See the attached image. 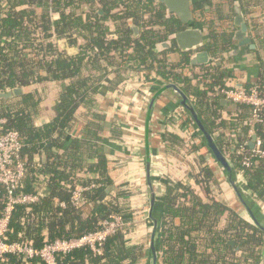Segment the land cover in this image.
Here are the masks:
<instances>
[{"label": "trees", "instance_id": "16d2710c", "mask_svg": "<svg viewBox=\"0 0 264 264\" xmlns=\"http://www.w3.org/2000/svg\"><path fill=\"white\" fill-rule=\"evenodd\" d=\"M214 1L217 0L212 3ZM242 1L245 7L253 4L258 7L261 3V0ZM153 2L155 0H0V93L25 89L17 98L0 99V119L6 121L2 125L3 133L16 131L23 144L21 160L25 163V176L18 192L37 194V176L45 175L49 179L48 192L38 203L15 207L9 226V242H28L34 249L41 250L57 240L77 239L100 231L104 222L117 215L125 226L108 238L100 254L80 249L66 256L60 255L58 261L60 264H139L143 258V246H131L127 240L139 214L131 205L136 188L124 184L122 172L112 168L100 138L106 118L93 111L101 78L83 74L87 64H83L82 56L91 50H96L105 60H110L112 52H120L125 68L145 69V75L140 74L141 79L151 77L156 71L159 78L177 85L191 99L216 145L264 213V159L247 168L243 165L246 155L236 154L230 148L236 139L237 145L249 139L251 129L246 121L251 108L238 104L228 119L221 125L216 124L224 113V106L212 93L215 88L225 86L224 80L231 72L223 70L222 66L205 67L202 74H195L193 80H197V84H194L188 75L182 73L189 63V52L181 51L175 45L176 51L183 56L178 64L156 53L155 44L181 30L182 23L178 19H167L164 9L155 10ZM83 5L89 8L86 20L82 18L83 11L80 12ZM27 6L30 9H25ZM100 7L106 12L104 16H99ZM195 8L201 11L200 5ZM51 9L60 13L59 20L53 21ZM117 9L123 11L122 14L111 17L119 22V38L110 40L109 28L103 23L110 17L108 13ZM129 19L141 29L138 37L128 26ZM201 21L209 25L214 20L207 15L201 17ZM160 27L162 31L157 29ZM253 27L258 36L256 41L264 50V26L253 22ZM76 30L85 32L88 42L81 48L79 57H71L60 52L53 39L54 36L57 39L72 36ZM210 35L208 50L212 56L222 55L231 47L233 32L213 30ZM130 39H133L129 50L132 52L125 55L126 42ZM49 80L69 83L58 98L56 116L49 124L38 127L35 122L41 113L40 99L29 88ZM260 85H264V80ZM78 115L83 117L81 123ZM262 118V122L255 125L254 132L264 149V113ZM78 123L81 126L78 135L69 136ZM112 126L113 130L117 129ZM227 129H237V133L222 132ZM196 137L194 135L193 151L187 150L189 154L200 153L206 148L201 138ZM115 139L125 143L121 133ZM163 141L169 151L187 147L182 135L169 130H165ZM54 149L62 150L63 154L53 152ZM247 149L252 150L251 146ZM41 155H45L46 161L37 166L34 159ZM203 159L198 162L187 160L194 185L187 183L185 178L172 176L165 181V194L160 199L158 264H264L261 254L264 232L250 217L241 216L238 208L233 210L227 203L214 198L212 189L220 184L213 167L217 163L212 156L209 161ZM92 184L95 188L84 193L85 206H74L71 202L74 190ZM219 186L225 190L231 187L229 182ZM202 187L205 197L198 194ZM3 193L0 194V217L4 214ZM59 203L65 207H60ZM229 240L234 241L235 246H231ZM237 254L241 255L239 260ZM0 264L45 263L40 258L25 260L11 255L0 258Z\"/></svg>", "mask_w": 264, "mask_h": 264}, {"label": "crops", "instance_id": "0c3cea01", "mask_svg": "<svg viewBox=\"0 0 264 264\" xmlns=\"http://www.w3.org/2000/svg\"><path fill=\"white\" fill-rule=\"evenodd\" d=\"M208 1L203 0L202 2V0H194L192 3V5H194L195 11H197L195 5H200V7L206 5V13L211 18L210 20H214L213 24L205 26L198 25L205 31L206 45L210 43V33L215 30L218 33L233 32L231 47L225 51V53L222 55L219 54V56L216 57L212 56L209 52L214 60L208 66H192L190 64L191 54L189 53V63L185 65L182 73L184 75H188V77L193 80L196 73L202 74L201 71L204 70L203 68L216 65L222 66L223 70H226L227 72H231L230 75L226 76V80H224L225 86L227 87L236 86L249 88L252 85L254 86L260 84L261 81L264 80V50L259 47V44L256 41L258 36L254 31L253 22L260 23L264 26V0H261V3L258 7L254 4L250 5V7H245L243 1L241 2V0H239L245 13L246 21L249 25V36L252 39V42L256 45V50L254 51L249 50L247 47H240L237 41L234 40L235 34L238 31V28L234 23L236 17L235 0H217L213 3L212 0ZM157 4H159L158 1ZM27 8L30 9L29 6L25 7V9ZM21 9L22 8H20V10ZM88 9L89 8L86 5H83L80 8V12L83 11V20H86L85 18L87 15L86 13H88ZM119 10L120 9L114 10L113 14H117ZM246 10H250V12H246ZM16 11H18V9H16ZM99 13L101 16H104L106 12L100 7ZM197 13L194 14V17L196 18L199 17V14ZM50 16L53 21L59 20L61 17L60 13H54L52 9L50 10ZM103 24L109 28L108 38L110 40H117L119 38V22L110 16L104 21ZM29 25L31 26V23ZM157 29L160 31L163 30L161 27ZM140 34L141 33H139V35ZM87 36L88 35L85 32L76 30L73 32L72 36L68 35V37H62L60 39H57V37L54 36L53 40L56 42L57 48L60 52L71 57H79L81 48L84 47L88 42ZM134 36L138 37L136 35ZM169 38L170 37L163 41H159L155 45L166 43L168 42ZM70 39H72V43ZM132 40L130 39V41L126 42L127 51H125V55H128L132 52V50L129 51ZM49 42L50 41L47 40V43ZM172 49H175V43L171 48L155 50V52L161 54V57L167 58L174 64L182 62L183 56H181V54L177 52L176 49ZM83 57V64H87V69H83V74L86 76L92 74L101 78L100 82L98 83L100 92L95 94L94 100L96 103L93 111L104 115L106 118L104 130L100 137L104 145V151L112 162V168L122 172L124 176V184L128 183L129 187L136 188V193H134V195L131 197V205L138 209L139 214L136 221L134 222L135 227L128 235L127 240L131 246H143V258L140 260L139 264H148L146 258L147 255L150 254L151 243V230H148V224L150 223L148 219L150 195L148 189L149 186L146 164V137L148 126L150 127L149 149L151 152L152 161V178L155 184H160L161 182L163 183L164 187V190L161 194L159 193L161 191L158 190L159 198L161 199V197L164 196L166 188L165 181L169 180L170 176L175 178H185L187 183H189L191 186L194 185V181L190 177L191 166L190 163H188L190 159L188 158L185 148H174L173 151H169L166 143L163 141L165 132L162 130V121L166 119L165 114L170 113L171 111L178 108L181 97L175 92L174 89L168 87L170 84H175L171 81H166L159 78L156 75V71L153 72L151 77H143L145 79H141L140 74L145 75L146 72L144 68H125L122 63L123 56L120 52H112L110 55V60H105L103 57L98 55L96 50L86 52L85 56H82V58ZM138 78H140V81H138ZM144 80L148 85H150L149 92L145 91L144 85L142 86V82ZM193 81L194 84H197V80ZM68 83L69 81L57 82L49 80L43 83H35L30 86L29 91L36 92L40 99L41 113L37 116L35 122L38 127L49 124L56 116V104L58 98L65 90ZM201 83L203 85L204 81L202 80ZM126 84L128 89L125 88ZM128 84H132V90ZM22 90L24 94L25 89L22 88ZM146 96L151 98V102L150 104L148 103L143 107L141 103L143 98ZM17 97L18 96H14L11 99ZM223 101L225 100L221 99V102L224 106L223 114H226L229 118L235 111L234 109L236 108V105L227 101V103H224ZM152 103H154L153 108L151 106ZM141 107H143V110H141ZM77 118H79L78 121L81 123V118L83 117L78 115ZM151 118H153L152 121ZM157 119L159 120L158 125H160L161 128L155 129L154 121ZM79 123L77 127H75V130L69 134V136L76 137L78 135V132L81 129ZM112 125L117 127V129L113 130ZM119 133H121L125 139L128 138L130 140L129 143H132L131 140H133L136 145L127 149L125 146L126 142L122 143L115 139ZM197 137L201 138L200 135H197ZM201 140L203 142L202 138ZM48 147H50V145ZM135 148H137L139 151L138 156H141L142 158H137L136 155L138 152ZM206 149L207 148H205V150H200L201 156L196 162L201 161L204 157L203 155H205L203 159L205 162L210 160L211 155L208 150L206 151ZM53 152H56L57 154H63L62 150L58 151L54 149ZM141 159L142 162H140ZM45 161V155L36 156L34 159V162L37 166H42L41 164ZM213 167L216 179H218L217 181L221 182L222 180L218 175L219 169L222 171L221 167L218 164H214ZM36 180L37 190L39 192L37 194L44 196L48 192V176L40 175L37 176ZM198 194H202L205 197L203 193L198 192ZM214 198L216 200L218 199L219 202H222L220 199H225V201L232 199L235 202L234 206L242 205L239 199H237V195L235 193L228 194L227 197L224 195V197H221L220 199L219 197ZM61 204L63 203H59L60 207H65L64 204V206ZM144 219H148L147 223L143 222Z\"/></svg>", "mask_w": 264, "mask_h": 264}, {"label": "built area", "instance_id": "2783aa9c", "mask_svg": "<svg viewBox=\"0 0 264 264\" xmlns=\"http://www.w3.org/2000/svg\"><path fill=\"white\" fill-rule=\"evenodd\" d=\"M140 81V78H138ZM145 91H150V85L142 82ZM128 86L133 88L132 84ZM127 88V84L125 86ZM128 89V88H127ZM213 97H219L234 105H246L251 108V113L247 118L246 124L250 127L249 139L243 143L237 145L236 141L230 148L237 154L246 155L243 161L244 167H252L257 164L261 159H264V149L262 141L257 138L254 147L249 152L247 146H250L252 138L255 135L254 127L258 123H261L264 113V85H254L250 88L245 87H217L212 93ZM149 99V100H148ZM191 100V99H190ZM151 98L146 96L142 100V106L150 104ZM192 102V101H191ZM143 107H141L143 110ZM166 119L162 124L163 130H169V132L179 133L187 143L185 151L192 150L194 135H199L191 117L186 110L178 106L177 109L165 114ZM169 119L171 120L169 122ZM228 119L226 114L219 117L216 120L217 125H221L223 120ZM6 121L0 119V194L4 192V214L0 217V258L5 259L7 256H19L25 260H32L34 258H40L45 264H60L58 257L60 255L66 256L80 249H89L94 253L100 254L103 251L104 245L108 238L112 236L116 231L125 226L122 218L117 215L111 216L109 221L104 222L103 229L94 233H89L81 238L70 240H57L55 242L46 244L41 250H36L28 242H9L8 232L12 218L13 211L16 206H30L39 202L40 194H22L19 193L21 182L25 176V163L21 160V152L23 144L20 141V135L16 131L4 132L2 131V125ZM230 132V134H236L237 129L231 131L229 129L222 130V132ZM235 137V136H234ZM237 138V136L235 137ZM126 148H132V144L125 143ZM138 152L137 158H142ZM193 151V150H192ZM188 154V158L197 161L200 158V153ZM142 162V159L140 160ZM216 187V186H215ZM214 187V188H215ZM95 185L92 184L89 187H77L73 194L71 202L76 207H82L86 204L84 193ZM217 197H223L220 193ZM2 204V200H0ZM64 206L63 204H61Z\"/></svg>", "mask_w": 264, "mask_h": 264}, {"label": "water", "instance_id": "95a60500", "mask_svg": "<svg viewBox=\"0 0 264 264\" xmlns=\"http://www.w3.org/2000/svg\"><path fill=\"white\" fill-rule=\"evenodd\" d=\"M158 2L163 3L167 9L168 16L175 14L178 19L184 23L189 24L192 20V12L190 6L194 0H157ZM235 26L238 28V31L235 34L234 40L237 41L240 47H247L249 50H256V45L252 42V39L249 36V25L246 21L245 13L239 2L235 0ZM134 34H138V29L134 28L132 30ZM205 31L203 28L199 27L197 24H192L184 30L175 32L170 36L168 42L157 44L153 47L154 50L168 49L175 45L177 48L184 52H189L190 55V64L192 66H208L214 60L209 51L205 49ZM175 90L177 94L181 97L179 101V106L183 107L188 115L191 117L199 135L203 139V142L212 156L213 160L221 167L222 171L225 173L227 180L231 187L233 188L237 198L239 199L242 206L248 212L251 220L254 224L264 232V213L262 212L261 207L251 198L250 193L243 187L240 182L239 175L233 169L228 158L221 152L218 146L215 143L213 136L206 129L202 120L199 118L196 110L193 107V104L189 97L176 85L170 84L168 86ZM23 94L22 88H15L12 91L1 92L0 99L9 100L14 96H20ZM227 103L226 100L223 101ZM154 103L151 104L153 108ZM153 118H151L152 121ZM150 120V118H149ZM148 120V122H149ZM150 127H147V137H146V146H147V179L149 186V195H150V208H149V222L151 224V243H150V257L152 264H158V254H157V241L158 235L160 233L161 226V202L158 196V189L154 180L152 178V161H151V152L149 149V139H150ZM257 140V136L254 135L252 142L250 144L251 148L254 147V144ZM230 245H234L235 242H229Z\"/></svg>", "mask_w": 264, "mask_h": 264}, {"label": "rangeland", "instance_id": "374dc122", "mask_svg": "<svg viewBox=\"0 0 264 264\" xmlns=\"http://www.w3.org/2000/svg\"><path fill=\"white\" fill-rule=\"evenodd\" d=\"M154 123H155V129H157V128H161L160 127V125H158V123H159V120L157 119V120H155L154 121ZM163 130V129H162ZM129 139L128 138H126L125 139V142L126 143H129ZM132 141V143L130 142V144H132V146H135L136 144H135V142L133 141V140H131ZM207 150V149H206ZM137 156V155H136ZM216 168H217V166H216ZM222 172V173H221ZM219 178L222 180L221 182H220V184H224V182H228V180H227V177H226V175H225V173L223 172V171H221L220 169H219ZM220 184H218V185H216V187L214 188V189H212V194H213V196L214 197H217L220 193H222V195H223V197H224V195L227 197V195L228 194H234L235 192H234V190H232L233 188L232 187H230V188H226V190L225 189H223L222 187H220L219 185ZM231 186V185H230ZM156 187H157V189L159 190V191H161V192H159L160 194L162 193V191L164 190V187H163V183H161L160 182V184H156ZM199 193H203L204 194V188L202 187V189H201V191H199ZM219 199H220V197H219ZM234 199H236V198H234ZM238 199V198H237ZM218 200V199H217ZM223 203H227L233 210H237V208L239 209V212H240V214H241V216H243V217H245V218H249V216H247L248 214H247V211L246 210H244L245 208L243 207V206H240V205H235L234 206V201L231 199V200H227V201H225V199H220ZM233 201V202H232ZM242 207V208H241ZM147 220L148 219H144V223H147ZM263 223V225H264V221L262 222ZM149 225V227H148V230H151V224L149 223L148 224ZM229 241H232V240H229ZM235 246V245H234ZM237 248V247H236ZM238 250V249H237ZM240 254V253H239ZM261 254H262V257L264 258V249H262L261 250ZM238 255V254H237ZM240 257H241V255H238L237 256V260H239L240 259ZM239 258V259H238ZM146 260L148 261V264H152V262H151V257H150V255H147V258H146Z\"/></svg>", "mask_w": 264, "mask_h": 264}, {"label": "flooded vegetation", "instance_id": "af4514ba", "mask_svg": "<svg viewBox=\"0 0 264 264\" xmlns=\"http://www.w3.org/2000/svg\"><path fill=\"white\" fill-rule=\"evenodd\" d=\"M208 1V0H207ZM202 2H203V0H202ZM208 3H209V1H208ZM207 3V4H208ZM153 5H154V9L155 10H159V9H164V13H165V16H166V18L167 19H169V20H176V19H178V17L175 15V14H171L170 16H168V12H167V9L165 8V6L163 5V3H161V2H159V4H157V1L155 0V2H153ZM206 6V5H205ZM204 5L201 7V11H202V13H201V11H199V10H197V11H195V9H194V5H192L191 4V6H190V10H191V12H192V20L190 21V23L189 24H184V23H182L181 21V30H184V29H186V28H188L189 26H191L192 24H197V25H204L203 23H202V21H201V17L202 18H205L208 14L206 13V7H205ZM114 12V11H113ZM113 12H109V14H110V16H113V15H121L122 14V12L123 11H121V10H119L118 11V13L117 14H113ZM198 12V13H197ZM104 13V12H103ZM195 13H197V14H199V17L198 18H196V17H194V14ZM99 16H101V14L99 13ZM146 18H148V16L146 17ZM211 19V18H210ZM179 20V19H178ZM128 26H130V28H131V30H133L134 28H137L138 29V34L136 35V34H134V32L132 31V33L134 34V35H136V36H138L139 35V33H141V29H140V27L139 26H136V25H134L133 24V20L132 19H129V22H128ZM205 26V25H204ZM210 39V38H209ZM205 48L208 50V45H206V40H205ZM172 50H175V49H172ZM229 242H231V241H229ZM235 245V244H234ZM234 245H231V246H234ZM235 250L237 251V248H235Z\"/></svg>", "mask_w": 264, "mask_h": 264}]
</instances>
